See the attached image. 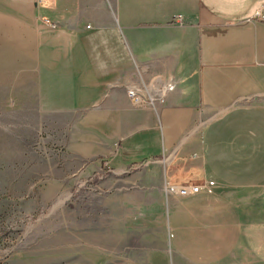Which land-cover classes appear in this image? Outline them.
<instances>
[{"label":"crops","instance_id":"1","mask_svg":"<svg viewBox=\"0 0 264 264\" xmlns=\"http://www.w3.org/2000/svg\"><path fill=\"white\" fill-rule=\"evenodd\" d=\"M0 13L14 45L0 61L42 111L98 120L103 164L143 162L154 236L135 264H264V0H0ZM184 183L203 189H166Z\"/></svg>","mask_w":264,"mask_h":264},{"label":"rangeland","instance_id":"2","mask_svg":"<svg viewBox=\"0 0 264 264\" xmlns=\"http://www.w3.org/2000/svg\"><path fill=\"white\" fill-rule=\"evenodd\" d=\"M9 21L0 13V26ZM13 48L1 40L0 59L14 54ZM4 64L0 61V264L142 263L146 238L154 236L147 227L152 195L134 176L144 170L143 162L124 169L103 164L113 147L98 120L84 119L86 113L42 111L34 82L11 75L15 71Z\"/></svg>","mask_w":264,"mask_h":264},{"label":"built area","instance_id":"3","mask_svg":"<svg viewBox=\"0 0 264 264\" xmlns=\"http://www.w3.org/2000/svg\"><path fill=\"white\" fill-rule=\"evenodd\" d=\"M259 13H260L259 15L262 16V13L261 12H259ZM180 18H181V16H180ZM47 22H50V20L48 19ZM88 28H90L89 25H88ZM174 89H175L174 84L170 83L168 86V91L174 90ZM128 95L134 101V103L146 104V102H148L151 105V104H155L156 100H159V101L163 100V98L151 96L149 101H145V99H143V96H141L139 91L138 90L136 91L133 89L128 91ZM202 187L203 186L200 183H197V184L184 183L183 185L170 184L166 189L170 193H175V194L183 197V196H187L190 194H197L198 192H200L203 189Z\"/></svg>","mask_w":264,"mask_h":264},{"label":"trees","instance_id":"4","mask_svg":"<svg viewBox=\"0 0 264 264\" xmlns=\"http://www.w3.org/2000/svg\"><path fill=\"white\" fill-rule=\"evenodd\" d=\"M96 177V176H95ZM99 178H97V180H98Z\"/></svg>","mask_w":264,"mask_h":264}]
</instances>
